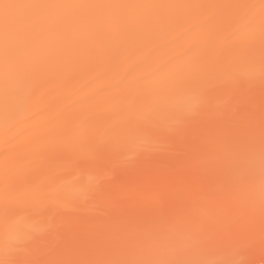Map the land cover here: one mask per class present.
Instances as JSON below:
<instances>
[{
  "label": "bare ground",
  "instance_id": "1",
  "mask_svg": "<svg viewBox=\"0 0 264 264\" xmlns=\"http://www.w3.org/2000/svg\"><path fill=\"white\" fill-rule=\"evenodd\" d=\"M10 2L197 5L241 0ZM171 12L155 10L160 21L151 31L138 35L140 25L135 21H108L99 18L96 10L77 9L54 35L25 38L23 49L39 47L41 51L38 57L24 60L12 78V86L18 91L17 110L6 117L0 108V260L7 258L5 240H16L25 234L35 239L14 254L12 258L19 261L43 259L53 250L63 249L67 240L55 243L52 236L56 233L51 225L65 231L73 228L84 231L103 218H158L142 213L140 206L130 200H121L114 206L111 197L132 186L168 192V204L173 210L169 219L212 218L226 201L222 196L229 189L219 173H194L190 168L191 158L218 135L244 136L250 122L255 124V164L259 173L264 80L258 39L251 57L233 59L227 51L212 52L204 46L192 55H184L190 44L184 31L199 25L209 10L190 9L181 24L168 19ZM197 35L193 33V37ZM115 50L121 55L105 63L104 57ZM193 55L198 59L193 60ZM164 64L189 65L190 71L182 76L151 75ZM125 77L137 82L140 89L122 91L112 87L115 81ZM37 81L41 85L39 93L29 97L28 89ZM3 87L0 73V92ZM201 91L205 93L204 108L193 112L195 98ZM74 113L95 115L93 143L98 147L87 149L75 135L65 133L60 127L64 118ZM179 113L190 114L177 125L173 117ZM40 124L55 129L54 135L38 140L32 129ZM107 127L114 129L110 137L103 135ZM33 144L37 145L35 150ZM14 146H20L27 154L16 173L18 187L13 194V211L5 215L4 153L6 148ZM237 194L229 195V205L231 198L234 197L231 203L237 201ZM242 195L238 199L244 204ZM44 204L47 208L41 211ZM217 228L212 227L206 236L203 233L204 237L220 236V229L216 234ZM170 230L166 238L178 233ZM257 232L254 236L260 237V231ZM191 233L185 236L195 232ZM42 245L45 248L40 250ZM207 251L201 249L204 254L210 250Z\"/></svg>",
  "mask_w": 264,
  "mask_h": 264
},
{
  "label": "snow or ice",
  "instance_id": "2",
  "mask_svg": "<svg viewBox=\"0 0 264 264\" xmlns=\"http://www.w3.org/2000/svg\"><path fill=\"white\" fill-rule=\"evenodd\" d=\"M77 9L96 10L98 17L108 21L127 22L135 21L140 25L138 35L151 31L160 21L156 15L157 9L172 10L168 19L175 24L183 23L185 13L190 9H207L208 14L195 28H187L183 35L190 39V44L184 50V55H192L202 46L212 52L227 51L233 59L251 57L255 51L257 39L261 49V78L264 80V0H241L236 3L211 4H141V3H98L88 5L61 4V3H13L10 0H0V73L3 74L4 87L0 92V108L5 116L17 110L18 91L12 86V78L18 73L24 60L40 55V48L23 49V41L28 36L44 34L52 36L59 30L65 20L71 17ZM117 13H119L117 15ZM199 35L193 37V33ZM121 52L112 51L104 57L105 63L115 61ZM198 57L193 55V60ZM190 71L189 65L168 64L161 65L151 75L166 73L169 76H182ZM37 81L28 89L29 97H36L40 90ZM112 87L126 91L140 89L135 81L126 77L114 82ZM204 95L201 91L195 98L193 112L204 108ZM190 113H179L173 117L179 125ZM94 114H69L60 126L65 133L73 134L91 150L98 147L93 143L95 129ZM259 173L256 170L257 144L255 124L250 122L244 136L218 135L210 140L202 149L196 152L190 161V168L194 173L216 172L232 193H242L244 200V215L242 222H224L220 226V234L236 241H245L251 247L256 229L257 215L259 218L260 243L264 248V109L259 121ZM37 139L53 136L55 129L47 125H36L33 129ZM114 134L112 127L104 129L103 135L110 137ZM36 144L32 145L35 150ZM27 152L20 146L6 148L4 153V214L9 215L13 194L18 185L16 173L20 162ZM182 180L183 178H178ZM168 192L161 189L145 190L141 187H127L111 197L114 206L121 200H130L140 206L142 213L151 214L161 219H167L172 214L168 204ZM258 201V203H257ZM47 204L42 205L41 211L46 210ZM140 227L139 220L127 217L115 220L108 228L98 235L74 238L67 241L69 249L93 251L99 247L121 248L129 243L127 237L135 233ZM35 238L25 234L16 240H5L4 252L6 259L0 264H248L236 258L246 250L244 244H238L234 249L227 251L224 259L207 261L189 258L202 246L209 242L204 236H184L171 243L161 246L150 259H109V258H76L45 260L34 259L19 261L12 258L14 254ZM55 243H60L62 237L53 234Z\"/></svg>",
  "mask_w": 264,
  "mask_h": 264
},
{
  "label": "rangeland",
  "instance_id": "3",
  "mask_svg": "<svg viewBox=\"0 0 264 264\" xmlns=\"http://www.w3.org/2000/svg\"><path fill=\"white\" fill-rule=\"evenodd\" d=\"M231 194H229V190L228 192L226 190L222 198L225 199L227 202L226 201L222 202L221 206L218 207V210L215 211L216 214L215 212L214 214H212L213 216L212 218H200L202 220L198 218L199 219L198 221H197V218H172V219L170 218L171 220L169 218H167L168 220L161 219V218H137L139 220L140 227L135 233L127 237V240L129 243L125 247H121V248L99 247L93 251H87L84 248L80 250L69 249L66 243L65 244L66 246L63 249H60L55 252L53 250V252L49 256L44 257L43 259L57 260V259H69V258H72V259H76V258L150 259V258H153V254L161 246L167 244V242L171 243L172 239L173 241L178 239L180 235L185 236V234L191 231L192 233L195 232L197 234L196 236H204V235L206 236L207 232H209L212 229V227L217 228V226H219L216 229L217 230L216 234H218L219 232L218 230L220 229V226L222 225V223L232 222V221L242 222L245 207H244V204L241 202L242 200L240 201V199H238L242 195V193L241 194L239 193L237 194L239 196H236L237 201L235 200V202H238V204L236 203L237 205H234L235 202H232L234 204L230 202L234 200V197L231 198V200H229L230 205L228 204V198L230 197L229 195ZM239 201L241 204L239 203ZM198 202L199 201H197V203ZM234 206H237V207H234ZM241 210L242 211L244 210V211L241 212ZM117 219H121V218L100 219L97 222L93 223L88 229H85L84 231H79L80 228H73L71 230L65 231L63 228L55 229L54 226L52 225H51V228L53 229L54 233L58 234L60 237L63 238L62 240L69 241L74 238H82V237H86L90 235L102 234L108 228V226ZM256 222L258 224V225L256 224V228H257V226L259 227L258 215H257ZM161 224L163 225L161 226ZM167 224L169 225L167 226ZM180 225L182 227L184 226V228H181ZM169 226H172V228ZM169 228L171 230L178 231V233L180 234L176 232L171 233L172 231L170 230L171 236L166 238V236H168V233H169L168 232ZM184 229L187 231H185ZM257 229L258 230L255 229L256 234H258L257 231H259V228ZM161 234L163 235L161 236ZM172 235L174 236V238ZM176 236H178V238ZM220 236L216 235L215 238L213 237L209 238V242L205 244L204 246H202L198 251H196L195 255L193 253L191 257L189 258L198 259V260H207V261L224 259L226 257L228 250L234 249L235 247L238 246V244H244L246 250L243 251L242 254H240L236 258L242 259L248 262V264H264V248L261 247V243L260 241H258L260 237L254 236L251 247L249 248L247 247L246 242L243 240L238 242L228 236L225 239L221 238ZM163 237H165L166 240ZM168 239L169 241H167ZM254 239L256 240L257 244L254 243ZM39 248L40 250H43L45 246L42 245V246H39ZM201 249L208 250V251L210 250V251L209 252L207 251L208 253L204 254L201 252ZM98 250L101 252H98Z\"/></svg>",
  "mask_w": 264,
  "mask_h": 264
}]
</instances>
